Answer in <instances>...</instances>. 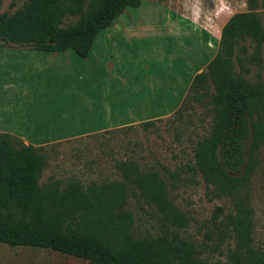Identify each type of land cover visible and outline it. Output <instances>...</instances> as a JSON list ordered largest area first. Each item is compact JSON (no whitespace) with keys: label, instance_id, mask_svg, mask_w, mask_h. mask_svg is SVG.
Wrapping results in <instances>:
<instances>
[{"label":"trees","instance_id":"obj_1","mask_svg":"<svg viewBox=\"0 0 264 264\" xmlns=\"http://www.w3.org/2000/svg\"><path fill=\"white\" fill-rule=\"evenodd\" d=\"M140 5L141 0H28L13 14H0V47L29 45L50 53L71 50L86 58L102 29L111 27L125 9ZM69 15L79 17L78 21L63 27ZM240 38L255 42L257 53L262 50L264 20L256 12L232 16L222 30V50L190 86L195 101L214 88L211 135L198 141L193 168L224 194H232L248 179L264 142V117L253 119L264 105V82L250 83L235 71L233 48ZM247 123L251 135L243 128ZM20 143L17 148L13 137L0 134V243L49 248L92 264H209L196 256L188 240L166 235L138 238L131 233L133 220L123 211L130 187L155 204L171 226L188 225V218L169 201L158 173L143 174L128 162L119 165L125 182L86 186L72 181L62 188L54 180L41 185L47 165L45 147ZM243 166V175L237 176ZM234 230L230 264H264V249L251 248L250 222L241 213Z\"/></svg>","mask_w":264,"mask_h":264},{"label":"rangeland","instance_id":"obj_2","mask_svg":"<svg viewBox=\"0 0 264 264\" xmlns=\"http://www.w3.org/2000/svg\"><path fill=\"white\" fill-rule=\"evenodd\" d=\"M27 1L2 0L0 14L11 15ZM163 1L143 0L145 12L164 14L176 11L198 16L201 24L217 32L219 40L223 28L235 14L253 11L264 20V0H166L164 4ZM128 11L137 12L130 7ZM78 18L69 15L64 18L62 26L75 24ZM255 46L251 39L240 38L233 48L235 71L253 84L264 82V46L259 53ZM222 48L219 42V51ZM12 62L0 61V78L12 77L7 71L11 66H17ZM193 93L192 90L189 92L175 115L156 121L153 126L145 128L140 124L43 148L47 165L40 184L59 180L65 188L72 181L86 186L125 182L119 165L132 162L143 174L158 173L164 181L169 201L188 218V225L184 228L171 226L155 204L130 187L123 211L133 220L131 233L135 237H178L193 244L200 260L209 264H230L229 253L236 246L235 218L241 213L250 222L251 248L263 250L264 142L256 153L248 179L232 194H224L205 182L193 167L198 141L211 135L214 111L210 94L214 93V88L211 86L208 94L199 101L192 99ZM253 115V119L264 117V105L259 106ZM243 128L250 134L248 123ZM249 142L247 137L245 159ZM14 145L18 148L21 143L14 140ZM243 173L244 166L236 175L242 176ZM0 264L92 263L49 248L12 247L0 243Z\"/></svg>","mask_w":264,"mask_h":264},{"label":"crops","instance_id":"obj_3","mask_svg":"<svg viewBox=\"0 0 264 264\" xmlns=\"http://www.w3.org/2000/svg\"><path fill=\"white\" fill-rule=\"evenodd\" d=\"M135 9L102 29L86 58L0 47V61L17 63L0 78V134L40 148L175 115L219 35L195 15L147 13L143 0Z\"/></svg>","mask_w":264,"mask_h":264}]
</instances>
